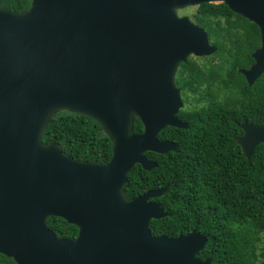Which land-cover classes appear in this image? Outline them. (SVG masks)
Masks as SVG:
<instances>
[{
  "label": "water",
  "instance_id": "obj_1",
  "mask_svg": "<svg viewBox=\"0 0 264 264\" xmlns=\"http://www.w3.org/2000/svg\"><path fill=\"white\" fill-rule=\"evenodd\" d=\"M223 2L259 29L251 84L264 72V0H31L23 11L0 7V253L16 264H211L199 257L206 237L195 228L153 235L150 219L168 185L128 198L129 170L156 162L177 143L167 126L187 128L174 81L180 62L216 50L205 29L177 10ZM68 109L95 119L111 140L106 162L75 159L42 142L50 115ZM137 117L141 131L132 128ZM249 158L264 145V126L240 122ZM264 161V157H263ZM58 216L77 227L59 237Z\"/></svg>",
  "mask_w": 264,
  "mask_h": 264
},
{
  "label": "trees",
  "instance_id": "obj_2",
  "mask_svg": "<svg viewBox=\"0 0 264 264\" xmlns=\"http://www.w3.org/2000/svg\"><path fill=\"white\" fill-rule=\"evenodd\" d=\"M28 2L0 0V7L21 11ZM189 16L216 50L177 66L174 81L184 102L178 116L188 126L159 131V138L177 142L176 151H146L156 166L145 170L135 164L123 191L131 198L167 184L166 192L153 198L167 212L150 221L153 234L175 236L195 228L207 239L198 256H210L211 264H264V145L247 158L235 141L240 122L264 126V72L249 84L240 71L253 62L259 29L223 2L200 3ZM132 128L142 130L137 117ZM41 141H55L75 159L106 162L111 156V140L101 125L68 109L50 115ZM46 224L58 236L76 233L58 216H49ZM0 264L16 263L0 253Z\"/></svg>",
  "mask_w": 264,
  "mask_h": 264
},
{
  "label": "rangeland",
  "instance_id": "obj_3",
  "mask_svg": "<svg viewBox=\"0 0 264 264\" xmlns=\"http://www.w3.org/2000/svg\"><path fill=\"white\" fill-rule=\"evenodd\" d=\"M195 7L196 5H193V6H187V7H184V8H181V9H178V14H186L189 16V14H191L192 12L195 11ZM190 17V16H189ZM191 18V17H190ZM192 57H195L196 60L198 61H201L200 58H197V57H200V56H194V55H190ZM181 92V91H180ZM181 96H182V93H181Z\"/></svg>",
  "mask_w": 264,
  "mask_h": 264
},
{
  "label": "clouds",
  "instance_id": "obj_4",
  "mask_svg": "<svg viewBox=\"0 0 264 264\" xmlns=\"http://www.w3.org/2000/svg\"><path fill=\"white\" fill-rule=\"evenodd\" d=\"M28 6H29V5H28ZM28 6H27V7H28ZM27 7H26V8H27ZM24 10H25V9H24ZM21 11H23V10H21ZM19 12H20V11H19ZM177 13H178V10H177ZM178 15H182V14H178ZM210 42H211V41H210ZM211 43H212V42H211ZM181 97H182V96H181ZM254 124H255V123H254ZM241 134H242V133H241ZM241 134H240V135H241ZM237 136H239V135H237ZM237 136H236V138H237ZM236 138H235V141H236ZM160 139H168V138H160ZM169 140H172V139H169ZM172 141H174V140H172ZM175 142H176V141H175ZM176 143H177V142H176ZM236 143H237V142H236ZM237 144H238V143H237ZM238 145H239V144H238ZM239 147H240V145H239ZM240 148H241V147H240ZM167 153H168V152H167ZM165 154H166V153H165ZM263 157H264V156H263ZM154 189H156V188H154ZM147 190H149V189H147ZM145 191H146V190H145ZM143 192H144V191H143ZM140 194H141V193H140ZM138 195H139V194H138ZM162 195H163V194H162ZM135 196H137V195H135ZM135 196H133V197H135ZM160 196H161V195H160ZM133 197H131V198H133ZM154 198H156V197H154ZM151 200H152V201H156V202L159 204V202H158L157 200H154L153 198H151ZM159 205H160V204H159ZM160 207H161V206H160ZM161 209H162V208H161ZM163 211H164V210H163ZM164 212H165V211H164ZM166 214H167V212H166ZM166 214H165V215H166ZM165 215H164V216H165ZM162 217H163V216H162ZM159 218H160V217H159ZM156 219H158V218H156ZM46 220H47V219H46ZM151 220H152V219H150V221H151ZM150 221H149V223H150ZM149 228H150V225H149ZM150 231H151V229H150ZM151 233H152V231H151ZM152 234H153V233H152ZM178 234H179V233H178ZM182 234H185V233H182ZM153 235H157V236H158V235H165V234L162 233V234H153ZM166 236H168V235H166ZM175 236H176V235H175ZM205 237H206V236H205Z\"/></svg>",
  "mask_w": 264,
  "mask_h": 264
},
{
  "label": "flooded vegetation",
  "instance_id": "obj_5",
  "mask_svg": "<svg viewBox=\"0 0 264 264\" xmlns=\"http://www.w3.org/2000/svg\"><path fill=\"white\" fill-rule=\"evenodd\" d=\"M30 1L31 0H29V2H28V5L30 4ZM202 101H200L199 103H201ZM184 103V102H183ZM61 218V217H60ZM63 219V218H62ZM68 223V222H67ZM70 224V223H69ZM47 225V224H46ZM73 225V224H72ZM48 226V225H47ZM75 226V225H74ZM49 227V226H48ZM76 227V226H75ZM52 229V228H51ZM53 230V229H52ZM77 227H76V233H75V235L74 236H70V237H68V236H59V237H66V238H75L76 237V235H77ZM54 231V230H53ZM58 236V235H57Z\"/></svg>",
  "mask_w": 264,
  "mask_h": 264
}]
</instances>
